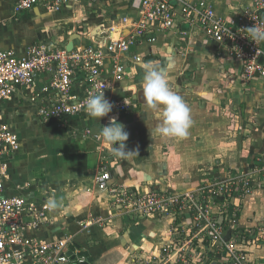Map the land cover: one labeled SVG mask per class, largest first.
I'll return each instance as SVG.
<instances>
[{"label":"crops","instance_id":"1","mask_svg":"<svg viewBox=\"0 0 264 264\" xmlns=\"http://www.w3.org/2000/svg\"><path fill=\"white\" fill-rule=\"evenodd\" d=\"M184 1H205L228 20L253 5V0ZM14 2L0 0V50L18 57L33 44L67 49L74 37V50L107 45L131 33L132 22L141 17L132 0H97L56 14L36 7L20 15L14 13ZM149 29L129 52L119 55L128 68L124 79L116 81L112 56L102 75L111 83L110 98L127 103L126 111L113 110L100 120L87 113L45 120L39 110L54 98L47 74L0 102L1 121L18 135L20 144L6 156L5 195L53 206L50 219L29 230V238L53 242L73 237L76 253H89L91 264H139L165 256L177 225L163 216L141 218L116 209L111 204L116 187L184 194L246 174L252 193L231 201L229 209L237 215L240 231L249 232L250 259L264 264V81H245L242 64L198 27L183 24L180 15L173 29L162 30L157 23ZM145 62L158 65L170 88L185 101L191 119L186 136H151L149 128L159 120L146 107L140 87V65ZM86 88L85 74L77 68L74 93L83 96ZM113 117L129 133L126 150L134 155L117 157L113 146L103 141L101 130ZM102 167L112 175L108 191L95 182Z\"/></svg>","mask_w":264,"mask_h":264},{"label":"built area","instance_id":"2","mask_svg":"<svg viewBox=\"0 0 264 264\" xmlns=\"http://www.w3.org/2000/svg\"><path fill=\"white\" fill-rule=\"evenodd\" d=\"M96 2L15 0L14 13L20 15L42 7L47 13L56 14L66 7L91 6ZM252 4L251 9L228 20L205 1L132 0V7L141 14L140 20L132 22L131 33L107 45L100 42L68 51L54 44H33L22 57L13 51L0 50V102L19 87H33L41 75L47 74L51 76L49 89L54 98L48 107L39 110L40 117L45 120H63L86 113L83 102L93 90L104 93L114 105L113 110L126 111L129 105L114 102L109 96L111 83L102 79L107 72L108 57H113L116 81L124 79L128 68L119 62V55L129 52L136 40L147 36L151 23H157L162 30L173 29L179 15L183 24L198 27L207 39L223 47L225 55L240 62L245 81L256 78L264 81V42H252L246 31L254 24L264 25V0H253ZM134 61L138 63L142 59L134 57ZM77 68L85 74L87 88L83 96L73 90ZM1 115L0 106V264H88L87 257L76 251L74 257L70 255L73 237L53 242L29 238V230L48 221L54 208L49 203L40 205L5 195L9 168L6 156L18 151L20 144L18 135L1 121ZM111 179V172L102 167L95 182L101 191H108ZM252 190L248 175L240 174L216 186L184 194L155 189L139 192L120 186L113 190L111 204L141 218L163 216L169 218L173 226L177 225L172 229L175 239L168 245L165 256L159 262L153 257L139 264H254L247 247L249 232L240 231L237 215L229 209L231 201L250 195ZM183 219H190V223H184ZM95 223L102 225V221Z\"/></svg>","mask_w":264,"mask_h":264},{"label":"clouds","instance_id":"3","mask_svg":"<svg viewBox=\"0 0 264 264\" xmlns=\"http://www.w3.org/2000/svg\"><path fill=\"white\" fill-rule=\"evenodd\" d=\"M248 37L254 43L264 42V25H256L246 29ZM143 79L140 85L146 107L152 110L159 123L150 129L151 136L183 137L188 134L191 125L190 112L183 98L173 91L165 72L153 62L140 65ZM85 111L90 118L98 120L108 117L114 105L105 98L104 93L93 90L83 102ZM103 141L113 146V153L117 157L127 158L135 153L126 150L129 133L124 125L113 117L107 126H103L100 133Z\"/></svg>","mask_w":264,"mask_h":264},{"label":"water","instance_id":"4","mask_svg":"<svg viewBox=\"0 0 264 264\" xmlns=\"http://www.w3.org/2000/svg\"><path fill=\"white\" fill-rule=\"evenodd\" d=\"M74 39H76V38L74 37L73 40H71L70 44L67 46V50L68 51H73L74 50V47H75V45H74ZM74 251H75V246L74 245H71L70 246V255H72V253ZM81 255L87 257L88 264H91L92 263V259L90 258L89 253L83 252V253H81Z\"/></svg>","mask_w":264,"mask_h":264},{"label":"bare ground","instance_id":"5","mask_svg":"<svg viewBox=\"0 0 264 264\" xmlns=\"http://www.w3.org/2000/svg\"><path fill=\"white\" fill-rule=\"evenodd\" d=\"M97 32V31H96Z\"/></svg>","mask_w":264,"mask_h":264}]
</instances>
